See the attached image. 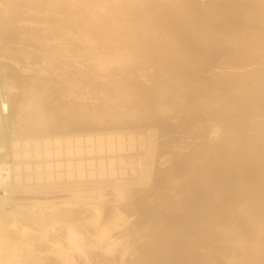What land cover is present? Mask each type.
<instances>
[{"label":"bare ground","instance_id":"6f19581e","mask_svg":"<svg viewBox=\"0 0 264 264\" xmlns=\"http://www.w3.org/2000/svg\"><path fill=\"white\" fill-rule=\"evenodd\" d=\"M47 1L0 0V94L1 90L7 94L0 95L3 116L7 114L12 132L25 138L49 134L46 139L12 140V165L5 162L4 147H0V264H75V249L88 252L93 264H100V260L106 264H182L185 256L203 258L205 250H215L209 241L237 242L235 234L223 233L247 221L254 223L245 230V240L252 239L257 234L255 226L264 227V183L259 179L264 170V144L260 149L235 144L224 157L209 150L207 158H220V175L216 173L215 178L219 191L197 202L199 208L180 206L183 213L171 218V227L151 233L146 257L137 252L140 229L128 230V234L120 229L122 234L110 235L114 231L110 226L117 220L122 223L116 224L115 230L128 222L115 206L103 219L98 216L100 206H88L85 216L76 218L72 203L61 204L52 192H39L19 205L15 203L13 192L20 173L37 179L39 186L47 178L55 182L60 175L61 132L85 131L73 142L77 147L84 145V152L91 155L93 147L100 150L99 143L104 140L92 131L118 127L138 109L149 118L159 108L170 112L185 107L199 109L205 100L210 105L220 103L217 90L239 84L226 75L201 72L216 64V54L230 56L226 47L246 51L262 39L254 25L242 18L254 14L251 8L235 11L231 0L226 1L224 10L213 7L203 20L196 14L198 9H193L192 14H182L164 27L152 17L153 12H146L141 0ZM169 1L176 18L184 3L191 0L166 3ZM185 22L189 23L187 35L177 29ZM189 35L193 36L191 49L185 46ZM172 51L175 53L170 55ZM243 63L236 56L232 62ZM188 68L193 72L186 71ZM151 69L154 72L146 75ZM169 71L168 79L162 78ZM168 93L180 98L175 108L168 104ZM65 99L71 101L69 106H65ZM230 100L221 106L223 110L248 101L241 97ZM77 152L65 148V153ZM64 162H69L66 167L70 168L71 157ZM200 192L201 197L206 194L203 189ZM211 216L214 219H209ZM62 222L66 224L63 228ZM261 251L264 247L251 245L246 258L259 259Z\"/></svg>","mask_w":264,"mask_h":264},{"label":"rangeland","instance_id":"374dc122","mask_svg":"<svg viewBox=\"0 0 264 264\" xmlns=\"http://www.w3.org/2000/svg\"><path fill=\"white\" fill-rule=\"evenodd\" d=\"M141 1L146 12H153L152 17L164 27L168 22L171 26L172 22L170 21L176 20L182 14H192L193 9H198L196 14L199 19L203 20L204 14L209 13L213 7L224 10L223 7L226 6L227 0H217L212 5L209 0L186 1L188 4L184 3L185 6L181 7L176 18L172 12L171 1L168 3H166L167 0ZM229 2L233 4L235 11L240 12V10L251 8L250 11H253L254 14L242 18L254 25L262 39L246 51L235 52L230 49L232 47H226L231 55L216 54V64L201 72V74L214 72L221 76L226 75L228 78L235 79L239 84L221 86L215 94L220 103L210 105L207 104L209 101L205 100L200 103L199 109L185 107L180 110L172 109L170 112L159 108L156 114L153 111L155 116L149 118L143 117L145 111L138 109L135 115L124 119L118 127L100 129L99 132L92 131V133L99 134L101 139L104 136V140L99 143L100 150L99 148L94 149L97 146L93 147L91 155L84 152L86 151L84 145L77 147L73 142V139L78 136L77 134L85 135V131L82 132L78 129L63 131L59 135L63 161L60 166V175L58 174V177L55 178V182H49L51 180L47 178L39 186L37 179L24 176V172L20 173L18 185L13 192L17 197L15 203L19 205L29 195H36L39 192L45 194L52 192L58 196L61 204L72 203L76 218L85 216L86 207L100 206L103 210L101 209L98 216L105 219L116 207V211L124 213L125 221L128 222L126 225H121L122 228L117 226L116 230L114 229L116 224L120 225L122 222L117 220V223L113 224L114 227H111L110 224L111 232L114 230V234L110 232V235L115 237L120 235L121 231L123 233L126 231L125 234H128V230L140 229L141 235L139 236L141 238H138L140 240L137 252L139 256L146 257V243L151 240V233L161 232L171 227V218L183 213L180 206L199 208L200 205L197 202L205 200V196L209 194L214 196L219 191L216 189L217 180L215 178L216 173L217 176L220 175V158L218 160L209 159L206 157L207 152L216 150L224 157L227 153H231L235 144L257 146L258 149L264 144V0H231ZM45 4L49 6L48 1ZM188 25L187 22L180 23L177 29L187 35ZM189 38L190 41L185 43V46L191 49L190 42L193 36L189 35ZM162 52L166 53V51ZM214 52H218L217 49ZM153 53L158 54L157 50ZM172 53L175 52L172 51L170 55ZM235 56L244 63L233 65ZM158 67L156 65V69ZM186 71L193 72V68H188ZM153 72L154 70L151 69L146 75H151ZM169 74L171 71L161 76L166 80ZM244 92L247 97L245 94H241ZM4 94L6 92L1 90L0 95ZM175 96L168 93L170 107L175 108L180 103V98ZM239 97L243 98L245 102L248 99L244 106L232 108L230 111L223 110L224 108L221 106L231 102L230 99ZM70 104L71 101L65 99V106ZM0 114L2 131L0 147H4L5 162L11 165L15 163L10 148L12 140L28 139V141H33L49 137V134H45L25 138L24 135L14 133L7 120V114L3 116L1 106ZM105 136H109V139L107 140ZM66 141L69 144L64 145L63 143ZM66 147H70L73 151L78 149L77 154L65 153ZM251 149L255 151L254 148ZM103 155L104 157H102ZM196 155H202V157L196 158ZM70 157L71 165L68 168L66 166L69 165V162L64 161L65 158ZM19 163L20 165L24 164L23 162ZM259 179L261 183H264V170L259 173ZM39 187L41 188L39 189ZM202 189L206 191V194L201 197ZM209 219H214V216ZM251 223L253 224L254 221H247L239 226L225 229L224 236L233 233L239 237L237 242L220 244L215 240L209 241L208 243L215 250H208V252L205 250L202 254L203 258L193 259L191 256H185L182 264H248L249 261V264H264V251L260 252L259 259L253 258L256 261L246 258V253L251 245H256L258 249L264 247V227H261L260 224L258 226V223L256 225L259 228L255 226V234H257L252 235L254 240H245L247 234L245 230L250 228ZM65 225L62 222L61 228ZM115 233L117 234L115 235ZM209 237L207 236V239ZM200 248L203 252L204 247L200 246ZM121 249L119 250L121 251ZM96 252L98 254V249ZM74 253L75 264H93L88 259V252L79 253L75 249ZM242 260L244 261L242 262ZM100 264L106 263L100 260Z\"/></svg>","mask_w":264,"mask_h":264},{"label":"water","instance_id":"95a60500","mask_svg":"<svg viewBox=\"0 0 264 264\" xmlns=\"http://www.w3.org/2000/svg\"><path fill=\"white\" fill-rule=\"evenodd\" d=\"M0 193H1V191H0Z\"/></svg>","mask_w":264,"mask_h":264}]
</instances>
